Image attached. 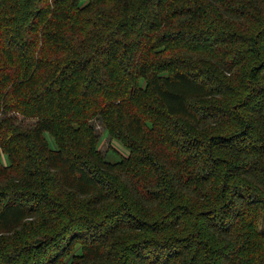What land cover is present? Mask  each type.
Listing matches in <instances>:
<instances>
[{
    "label": "trees",
    "instance_id": "obj_1",
    "mask_svg": "<svg viewBox=\"0 0 264 264\" xmlns=\"http://www.w3.org/2000/svg\"><path fill=\"white\" fill-rule=\"evenodd\" d=\"M0 264H264V0H0Z\"/></svg>",
    "mask_w": 264,
    "mask_h": 264
},
{
    "label": "rangeland",
    "instance_id": "obj_2",
    "mask_svg": "<svg viewBox=\"0 0 264 264\" xmlns=\"http://www.w3.org/2000/svg\"><path fill=\"white\" fill-rule=\"evenodd\" d=\"M19 119L22 118L18 116ZM93 127L95 129V132L100 139V144H99V149L102 151L103 154L106 155V158L112 162L116 161L118 159V154L112 152L111 150L114 147L116 150L120 151L121 153H126V151L115 141L111 140V138L108 136L106 133L104 126L101 122V120L98 119H93L92 122Z\"/></svg>",
    "mask_w": 264,
    "mask_h": 264
}]
</instances>
